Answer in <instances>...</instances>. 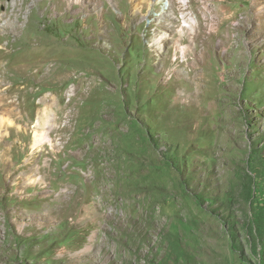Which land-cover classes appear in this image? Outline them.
<instances>
[{"label":"rangeland","instance_id":"374dc122","mask_svg":"<svg viewBox=\"0 0 264 264\" xmlns=\"http://www.w3.org/2000/svg\"><path fill=\"white\" fill-rule=\"evenodd\" d=\"M151 2L0 0V264H264V0Z\"/></svg>","mask_w":264,"mask_h":264},{"label":"bare ground","instance_id":"6f19581e","mask_svg":"<svg viewBox=\"0 0 264 264\" xmlns=\"http://www.w3.org/2000/svg\"><path fill=\"white\" fill-rule=\"evenodd\" d=\"M78 1V0H77ZM152 1V0H151ZM156 0H153V2L154 3H157V2H155ZM170 1H172V2H176V3H179V4H181V3H183L184 2V0H158V2L159 3H161V6L163 7V8H165V4L166 3H168L169 4V7H170ZM153 2H151V4H153ZM182 5V4H181ZM152 6V5H151ZM151 11H152V8L150 9ZM157 12H164V10H161V9H159V11H157ZM156 12V13H157ZM161 25V27H166V28H170L171 27V25H166L165 23H161L160 24ZM183 25H185V26H190V24H188V22H187V20H185V22H184V24ZM182 27V26H181ZM179 31H181V30H179ZM180 33V32H179ZM179 39V38H178ZM172 40V39H171ZM179 41H180V39H179ZM163 42H166V43H168L169 42V36L167 35V33H160V34H158L157 35V37L155 38V40H154V43L156 44V45H158L157 47L158 48H162V43ZM171 42V41H170ZM169 42V43H170ZM175 42V41H174ZM168 43V44H169ZM178 46H180V47H182V45L181 44H178ZM163 47H164V45H163ZM183 48V47H182ZM160 52V51H159ZM34 143L35 144H38V145H40V143H41V136L39 135V134H35L34 135Z\"/></svg>","mask_w":264,"mask_h":264}]
</instances>
